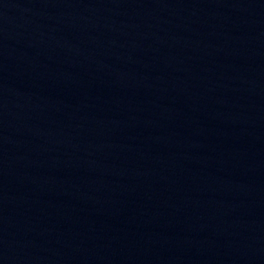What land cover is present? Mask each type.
<instances>
[{
	"label": "water",
	"instance_id": "obj_1",
	"mask_svg": "<svg viewBox=\"0 0 264 264\" xmlns=\"http://www.w3.org/2000/svg\"><path fill=\"white\" fill-rule=\"evenodd\" d=\"M0 264H264V0H0Z\"/></svg>",
	"mask_w": 264,
	"mask_h": 264
}]
</instances>
